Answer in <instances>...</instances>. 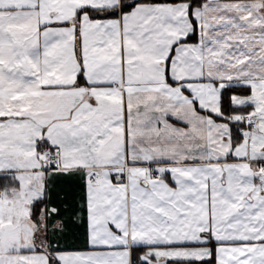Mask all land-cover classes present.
<instances>
[{
	"label": "snow or ice",
	"instance_id": "6c2138e0",
	"mask_svg": "<svg viewBox=\"0 0 264 264\" xmlns=\"http://www.w3.org/2000/svg\"><path fill=\"white\" fill-rule=\"evenodd\" d=\"M0 264H264V0H0Z\"/></svg>",
	"mask_w": 264,
	"mask_h": 264
},
{
	"label": "crops",
	"instance_id": "0c3cea01",
	"mask_svg": "<svg viewBox=\"0 0 264 264\" xmlns=\"http://www.w3.org/2000/svg\"><path fill=\"white\" fill-rule=\"evenodd\" d=\"M76 181H59L56 183L54 192L57 198H66L68 203H73L80 195L78 188L76 187Z\"/></svg>",
	"mask_w": 264,
	"mask_h": 264
}]
</instances>
